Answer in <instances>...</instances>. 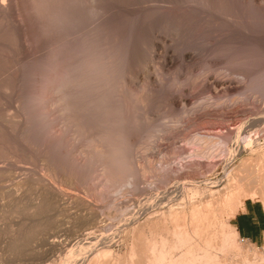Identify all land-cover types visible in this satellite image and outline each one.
<instances>
[{
    "label": "rangeland",
    "instance_id": "1",
    "mask_svg": "<svg viewBox=\"0 0 264 264\" xmlns=\"http://www.w3.org/2000/svg\"><path fill=\"white\" fill-rule=\"evenodd\" d=\"M190 1L0 0V264H129L130 247L144 264L170 207L242 184L262 190L232 212L264 208V122H246L264 111V0ZM233 240L227 261L264 264Z\"/></svg>",
    "mask_w": 264,
    "mask_h": 264
},
{
    "label": "bare ground",
    "instance_id": "2",
    "mask_svg": "<svg viewBox=\"0 0 264 264\" xmlns=\"http://www.w3.org/2000/svg\"><path fill=\"white\" fill-rule=\"evenodd\" d=\"M210 1L211 0H209V1L208 0H201V1L191 0L190 2H188L189 4H187V2L185 4L187 5V7L191 13L195 12V13L218 15V16L220 15V12L218 10H220V9L222 10V8L224 7L222 4H224V1L229 2L231 4H236L235 3L236 0H221V1H223L222 4L219 3V1H218V3L221 4V5H219V6H221L219 9L218 3L215 4V3L210 2ZM215 1H217V0H215ZM225 5H226V3H225ZM224 8H226V6ZM237 10H239V9H237ZM188 14H190V13H188ZM187 16H190V15H187ZM223 18L224 17H222V19ZM215 21H214V23H215ZM155 47H157V46H155ZM261 109H264V108H261ZM246 120H248V121H246L247 123L248 122L262 123V122H264V111L261 110V112H259L258 116H254V117L246 119ZM257 126H259V124H257L256 126H253V127L255 128ZM246 128H249V127H246ZM262 129L264 130V125L262 126ZM254 131H252V132H254ZM235 132L234 133L236 134V137H237V134H239V132L238 131H235ZM260 134L257 135L255 133H253V135H256V137L260 136ZM262 134L264 135V132ZM253 135H251V134L247 135V137H246V140H247L246 143L247 144L248 143L251 144L254 142V140L252 138ZM253 137H255V136H253ZM233 142H234V140H233ZM258 157H260V156L259 155L256 156L257 160L262 159L261 157L260 158H258ZM263 157H264V155H263ZM256 159H253V160L256 161ZM249 160L251 161V158ZM262 160H264V159H262ZM245 161H247V160H245ZM254 178L257 179L256 182H258V183L264 182V167H263V169L260 168L259 170L256 171V177H254ZM253 181H255V180H253ZM233 185L234 184H232V187H233ZM241 185L240 184L236 185V187L234 189H232V190L230 189V191L226 194L223 193L224 195H223V197L221 196V198H219L220 197V195H219V197L218 198L216 197L217 199H215L213 203H212L213 199H211V193H210L209 198L206 200L202 199V200L195 201V202L194 201L187 202L186 204H183L180 207H170L167 210V212L161 213L160 217H161V220H163V222H161V223H163V228L157 234H153V236H149V237L147 236L148 238L145 240V243H144L145 245L143 247L144 250H143V253L141 254V257L143 259L144 264H233V262L227 261V258H226L227 254L226 253L228 252L230 247H232L231 243L234 242L233 238L235 236H237V234L230 228L229 225L226 224L225 220H223L221 217H219V218L215 217L216 215L214 212L219 206L224 205V207L226 206L225 208L227 209L226 213L232 215V213H233L232 210H233L234 206H236L240 203L241 198H251L256 193L261 192V190H262L261 187H258L257 188L258 192H256V189H254V187H256V186H254V187H252L253 190L250 189V191H247V190H245L246 188H244ZM18 186H16V187H18ZM246 187H247V185H246ZM227 226H229V228ZM225 229H228L227 233L225 232ZM163 233H164V235H162ZM142 239H143V237H142ZM144 239H145V237H144ZM95 242H93V243H95ZM48 243H49V241H48ZM58 244H59L58 242H55L52 240V241H50L49 245L53 248V247H56ZM103 246L102 245L97 246V243H95V244H92V242L88 243V247H89L88 250L91 251L90 255H93L94 259H97V258L98 259L99 258L107 259V257H109L111 254V250H109V248H104ZM108 246L109 245L107 244V247ZM60 247H62V245ZM56 248H58V247H56ZM83 251H84V249H83ZM83 251H81V252H83ZM84 253H85V251H84ZM79 255H81V254H79ZM90 255L88 257H90ZM135 255H136V252L134 251L133 248L130 247V250H129V253L127 256L128 260H129V264H135L134 263V256ZM263 257H261V258H263ZM93 258H92V260H93ZM76 259L77 258H75V259L71 258V261H72L71 263L76 262L77 261ZM78 259H81V258H78ZM90 260H91V258H90ZM96 261H99V260H96Z\"/></svg>",
    "mask_w": 264,
    "mask_h": 264
},
{
    "label": "crops",
    "instance_id": "3",
    "mask_svg": "<svg viewBox=\"0 0 264 264\" xmlns=\"http://www.w3.org/2000/svg\"><path fill=\"white\" fill-rule=\"evenodd\" d=\"M229 218L230 228L240 239L264 245V208L258 201L246 199Z\"/></svg>",
    "mask_w": 264,
    "mask_h": 264
},
{
    "label": "built area",
    "instance_id": "4",
    "mask_svg": "<svg viewBox=\"0 0 264 264\" xmlns=\"http://www.w3.org/2000/svg\"><path fill=\"white\" fill-rule=\"evenodd\" d=\"M241 240H243V239H241ZM244 241V240H243Z\"/></svg>",
    "mask_w": 264,
    "mask_h": 264
}]
</instances>
